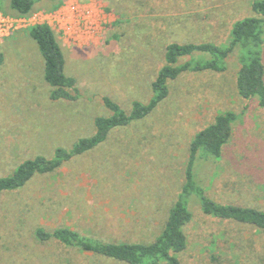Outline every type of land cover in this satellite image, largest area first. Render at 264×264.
Listing matches in <instances>:
<instances>
[{"label": "rangeland", "instance_id": "374dc122", "mask_svg": "<svg viewBox=\"0 0 264 264\" xmlns=\"http://www.w3.org/2000/svg\"><path fill=\"white\" fill-rule=\"evenodd\" d=\"M254 0H42L22 15L0 0L8 31L0 37V176L27 159L51 158L96 132L95 118L109 116L103 98L130 112L147 103L152 82L166 64L169 43L228 44L235 22L258 16ZM89 8L94 28L80 19V42L58 31V10L76 20ZM56 14V15H57ZM49 23L77 80V100L51 98L45 61L30 29ZM87 33V34H86ZM234 53L223 72L183 70L168 81L169 94L146 117L111 130L97 147L61 168L36 173L22 188L0 196V264H127L57 239L39 241L37 226H67L100 241L152 242L185 182L195 134L220 113L240 115L217 160L195 173L216 201L264 209V107L243 99L236 86ZM208 53L183 56L178 65ZM264 57V46H263ZM192 202V203H191ZM187 248L179 264H262L264 231L214 217L190 200ZM159 264H166L161 261Z\"/></svg>", "mask_w": 264, "mask_h": 264}, {"label": "trees", "instance_id": "16d2710c", "mask_svg": "<svg viewBox=\"0 0 264 264\" xmlns=\"http://www.w3.org/2000/svg\"><path fill=\"white\" fill-rule=\"evenodd\" d=\"M40 1L42 0H10V7L25 15L33 11ZM252 9L258 16H248L235 22L230 41L225 46L212 42L169 43L165 54L166 64L158 70L152 82V96L147 103L134 101L130 112H127L118 102L104 97V104L112 114L95 118L96 132L92 136L78 139L70 149L58 147L51 158L39 155L23 161L11 174L0 176V196L22 188L36 173L55 171L74 156L92 150L108 138L112 129L127 126L146 117L168 96V81L175 79L181 71L223 72L228 68V59L236 52L239 65L236 79L238 93L245 100L256 98L259 106L264 107V0H254ZM30 35L38 44L44 58V77L53 87L51 98L77 100L80 97L77 80L66 73L65 54L52 26L38 23L30 29ZM196 53H208L209 57L192 58L178 65L181 57ZM239 118L240 115L233 110L220 113L214 121L195 134L190 144L185 182L168 213L161 233L152 242L100 241L67 226L53 231L37 226L34 230L36 239L48 241L54 238L64 245L77 246L127 264H159L161 261L166 264H179L178 254L188 246L185 227L194 218L190 209L192 197L198 201L201 210L209 215L251 224L264 231V209L216 201L207 194L205 186L195 173L198 163L221 157ZM262 256L264 264V255Z\"/></svg>", "mask_w": 264, "mask_h": 264}, {"label": "built area", "instance_id": "2783aa9c", "mask_svg": "<svg viewBox=\"0 0 264 264\" xmlns=\"http://www.w3.org/2000/svg\"><path fill=\"white\" fill-rule=\"evenodd\" d=\"M58 11L59 13L58 14L56 13L57 15L55 14L57 18H54L55 21H57L58 31L61 32L66 37H68L69 39L73 40L74 43H78L81 40L80 35H77L78 34L77 26L80 25V19L87 20L86 24L88 25L89 24L93 25L90 28L91 30L94 28L95 22L93 20V17L91 15L89 8H85L84 11H81V8H78V7L74 8L76 19H79L78 22L76 20L71 21L69 19L72 14L69 11H66L63 8ZM7 21H8L7 18H5L3 13L0 11V37L6 34L8 31ZM43 23H47V22H43Z\"/></svg>", "mask_w": 264, "mask_h": 264}]
</instances>
